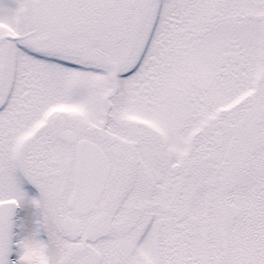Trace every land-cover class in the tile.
Here are the masks:
<instances>
[{
  "label": "snow or ice",
  "instance_id": "obj_1",
  "mask_svg": "<svg viewBox=\"0 0 264 264\" xmlns=\"http://www.w3.org/2000/svg\"><path fill=\"white\" fill-rule=\"evenodd\" d=\"M0 264H264V0H0Z\"/></svg>",
  "mask_w": 264,
  "mask_h": 264
}]
</instances>
